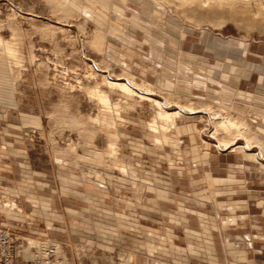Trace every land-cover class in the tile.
Here are the masks:
<instances>
[{
  "label": "rangeland",
  "instance_id": "obj_1",
  "mask_svg": "<svg viewBox=\"0 0 264 264\" xmlns=\"http://www.w3.org/2000/svg\"><path fill=\"white\" fill-rule=\"evenodd\" d=\"M93 1L94 4L91 0H0V137L7 142V145L0 143V151L9 152V144L25 153L24 158L17 155L16 159H5L8 168L4 172H16L22 161L30 172L39 173L40 183L59 193L63 187L73 191L105 188L108 176L114 183L123 178L139 189L142 178L151 181L156 172L166 176L182 158L189 162L186 153L193 146L205 151L201 157L195 153L193 160L207 166L209 161L205 156L210 151L203 141L212 145L228 141L226 131L212 137L214 120L226 118L247 124V138L240 136L244 141L240 139L239 144L250 140L258 147L251 148L245 156L250 161L251 154H258V161H251L259 163L264 170V150L254 141L257 138L264 147L261 126L256 128L257 119H254L255 114L261 118L264 115V16L255 19L254 10L234 15L217 7L183 9L179 3L168 1L160 6L152 0ZM155 10L157 18H154ZM117 12L126 13L122 28L116 24ZM4 44L17 49L20 64H12ZM157 52L161 53L159 57ZM100 75L128 78L144 91L151 89L161 101L199 108L208 114L184 115L178 120V130L170 131L169 141L160 146L156 139L162 133L148 125L153 108L146 104L135 106L132 101L128 104L121 98L125 124L117 129L122 150L119 158L136 170L121 175L116 166L118 158L104 153L106 135H93L92 125L88 123L90 117L98 114L99 104L90 101L80 90L81 86L92 88L95 81L100 82ZM231 78L236 81L241 78L237 89ZM197 82L204 84L200 85L202 88L209 86L210 92L197 89ZM117 94L112 95L113 99H118ZM261 118L258 120L264 123ZM187 131L191 133H184ZM193 136L197 139L194 145L190 140ZM165 145L180 147L179 155L173 156V165L169 163L170 155H166L169 161L164 156ZM87 147L95 151L93 156L87 155ZM164 148L169 152V146ZM18 176L0 178V205H5L7 210L9 200L17 207L20 205ZM108 187L110 192H105L104 198L112 203L117 192L113 186ZM27 189L23 194L29 195L31 190ZM39 193L50 195V188ZM70 194L67 199L57 195V205L79 209L83 202ZM121 194L135 197L133 190L122 189ZM21 198L26 200L22 194ZM25 202L31 210L34 205ZM3 214L0 211V221ZM45 220L31 215L28 222L4 224L17 237L18 245L25 247L28 240L31 244L21 261L33 260L36 252L31 248L40 250V241L56 243L61 258L70 264H137L138 255L146 259L144 264H162V260L172 257L169 248L168 255L159 258L145 246H135L131 241L114 242L101 249L77 236L31 232L32 227L46 230ZM60 225L68 229L70 218Z\"/></svg>",
  "mask_w": 264,
  "mask_h": 264
},
{
  "label": "crops",
  "instance_id": "obj_2",
  "mask_svg": "<svg viewBox=\"0 0 264 264\" xmlns=\"http://www.w3.org/2000/svg\"><path fill=\"white\" fill-rule=\"evenodd\" d=\"M231 79L237 89L241 78L239 81ZM255 118V127L259 128V124L263 127L264 123L258 120L261 117L255 114ZM190 138L192 145L197 143L195 136ZM261 138L264 142V137ZM0 143L7 145L1 137ZM165 146L170 147L169 152ZM165 146L162 149L164 156L170 155L171 161L166 159L173 165V156L179 155L180 147ZM195 148L193 146L186 153L189 162L182 158L173 166V172H167L166 176L156 172L151 181L142 178L139 189L123 178L114 183L108 176L105 188L94 190L87 187L85 191H73L63 187L59 193V190L40 183L39 173L30 172L22 161L18 163L17 173L15 170L11 174L4 172L8 168L5 159H16L17 155L25 157L21 149L8 144L9 152L0 151V178L19 175L16 182L21 184L17 193L21 209L10 200L7 204L12 202L17 209L7 210L5 205H0L1 214L4 213L0 226L7 228L4 226L7 222H28L32 215L46 219L47 225L46 230L32 227L33 233L77 236V239L101 249L114 242L131 241L135 246H145L159 258L167 256L169 248L172 261L162 260V264H264V170L259 163L251 161L252 158L247 160L245 154L241 156L215 148L207 149L210 153L205 159L209 162L203 167L194 161L196 159L193 160V155L197 153L201 157L205 151ZM162 150L157 151L161 153ZM108 186H113L117 192L112 196V203L104 198L105 192L109 191ZM46 187L50 188V195L40 194L39 190L44 191ZM27 188L31 190L29 195L23 194ZM122 189L133 190L135 197L121 194ZM70 193L83 202L79 209L57 205V195L67 199L71 197ZM21 194L26 196L25 201L34 205L31 210ZM66 218H70L68 229L60 225L65 224ZM145 261L141 255L135 257L137 264ZM17 262L24 264L21 258Z\"/></svg>",
  "mask_w": 264,
  "mask_h": 264
},
{
  "label": "bare ground",
  "instance_id": "obj_3",
  "mask_svg": "<svg viewBox=\"0 0 264 264\" xmlns=\"http://www.w3.org/2000/svg\"><path fill=\"white\" fill-rule=\"evenodd\" d=\"M92 1L93 0H91V3L95 2V1H93V2ZM152 1L154 3H156L158 6H160L162 4V2H166V1L175 2V3H179V5L182 6V8L186 7L188 9L191 7L194 8V6L197 8L202 7V6L217 7L220 9L221 8L224 9V12L226 10L227 13L234 14V15H236L242 11L245 12L248 10V12H251L252 10H254L255 11V13H254L255 19L260 18L261 15L264 16V0H152ZM88 4L90 5V3H88ZM91 7H93V6H91ZM156 10H158V9H156ZM156 10H155L154 18H157V16H158V15H156L157 14ZM116 14H118V16H117L118 21L116 22V24L119 28H122L123 25L125 24V20H126L125 14L126 13L124 12L121 14V13L117 12ZM134 25L135 24H133V26ZM148 30H149V28H148ZM121 31H119V33H121ZM148 37H149V35H147V38ZM125 38H128V36H126ZM4 46H5L4 47L5 50H7L9 52V56H10L12 64L13 65L20 64L17 49L14 46H12L11 44H8V45L4 44ZM157 53L159 54L158 55V57H159L161 55V53L160 52H157ZM154 55H153V57H154ZM156 56L157 55H155V57ZM17 66H19V65H17ZM8 68H10V66H8ZM12 68L13 67H11V69ZM12 70H14V68ZM12 70L10 72H12ZM128 70H129V68H128ZM90 77H93V76L90 75ZM94 77H95V75H94ZM100 77H101L100 82L95 81V79H93L95 82H94V85L92 88L88 89V88H85L84 86H81L80 90H81V92H85V94L87 95V97L90 101H93L94 103L99 104L98 106H99L100 110H99L98 114L96 116L89 118L88 123L91 124L92 125L91 127L93 128V130H91L92 128L90 130H91V132L93 131V133H94L93 135H96L99 133L106 135L108 143H107L106 148L104 149V153L108 157L115 158V159L118 158L117 159L118 162L116 163V166H117L118 171L121 173V175L126 176L127 174H129V171L130 172L136 171L133 167H131V165L122 163L123 160H120V158H119V156L122 155V150L120 148V144H119V141L117 138V133H118L117 129H118L119 125L125 124V122H124L125 119L121 116V109H122L121 108V101H122V99L125 102H127L128 104H129V101H132L135 103V106L136 105L143 106V104L144 105L146 104V105H149L153 108L154 114L152 116V119L149 120L148 125H150L151 128H154L153 130H155V131L159 130L162 133L161 138L156 139V142L160 146L164 143L166 144L169 141V138H167V135L170 134V131H177L178 130L177 129L178 128V120H182L184 115H188L189 113H192V114H196V113L208 114V112H206V111L205 112L200 111L199 108L173 106L170 101H167V102L161 101L158 98V96L155 93H153V91L151 89L147 88L146 89L147 91H144L145 89L140 88L132 80H130L128 78L113 79V78L106 76V75H100ZM98 80H99V78H98ZM200 85L203 86L204 84L198 83L197 89H199V90L204 91V90H207L209 88V86H207V85L203 88ZM207 91H210V89ZM116 93H118L117 96L120 95L119 96L120 98L118 97L117 100L113 99L114 97L112 96L113 94H116ZM174 107H175V109H174ZM214 116H215V114H214ZM261 116L264 119V115H261ZM213 124H214V126H213L214 132H213L212 137L217 138L216 136L218 135L219 132H225L226 131L229 134V140L228 141L222 140V141L218 142V144H215V145H212L209 142L203 141L206 149L214 147L218 151L230 150L231 152H234L236 154H241L243 156L245 153H247L249 150H251V148L252 149L258 148L257 146H253L254 143L251 142L250 140H248L249 143L245 142L247 145L246 144H244V145L239 144V140L240 139L243 140L240 136L244 135L247 138L246 132L249 131L247 124L245 122L240 121V120L234 121L232 119L226 118L223 120L216 119V120H214ZM260 132L261 133L263 132L262 134L264 135V126L261 127ZM90 134H92V133H90ZM88 137H90V136H88ZM90 138H92V137H90ZM254 141H257L259 143V145L261 146L262 150H264L263 144L257 138H254ZM91 145H92V143H91ZM71 148L74 150V147L70 146V149ZM73 150H72V152H73ZM86 150L88 152L87 155H89V157L93 156L92 154L95 153V151H93L91 149V147H87ZM69 151H71V150H69ZM120 153H121V155H120ZM258 156H259L258 154H251V158L256 162L259 159ZM15 207H16V205L14 203H10L8 209L12 210V209H15Z\"/></svg>",
  "mask_w": 264,
  "mask_h": 264
},
{
  "label": "built area",
  "instance_id": "obj_4",
  "mask_svg": "<svg viewBox=\"0 0 264 264\" xmlns=\"http://www.w3.org/2000/svg\"><path fill=\"white\" fill-rule=\"evenodd\" d=\"M17 243L18 239L11 230L0 228V264H18V259L23 258L25 249L31 245L29 240L24 242L25 247ZM40 244V250L36 251L37 247L31 248L36 252L35 257L31 261H24L25 264H70L68 260L61 258V251L56 243L40 241Z\"/></svg>",
  "mask_w": 264,
  "mask_h": 264
}]
</instances>
